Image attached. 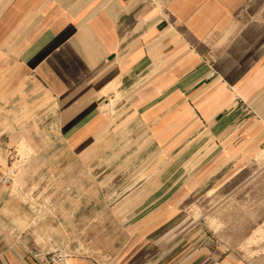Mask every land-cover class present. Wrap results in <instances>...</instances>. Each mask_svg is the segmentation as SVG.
I'll return each instance as SVG.
<instances>
[{
    "label": "crops",
    "instance_id": "1",
    "mask_svg": "<svg viewBox=\"0 0 264 264\" xmlns=\"http://www.w3.org/2000/svg\"><path fill=\"white\" fill-rule=\"evenodd\" d=\"M24 87L40 95L19 103L25 121L51 100L61 157L79 158L122 125L135 144L123 159L144 158L146 137L151 158H184V174L233 173L264 145V0H0V100ZM1 162L0 264H44Z\"/></svg>",
    "mask_w": 264,
    "mask_h": 264
},
{
    "label": "rangeland",
    "instance_id": "2",
    "mask_svg": "<svg viewBox=\"0 0 264 264\" xmlns=\"http://www.w3.org/2000/svg\"><path fill=\"white\" fill-rule=\"evenodd\" d=\"M39 96L25 88L0 100L1 165L25 207L21 226L33 245L60 251L65 264L75 256L119 264L121 251L122 264H183L184 253L208 264H264V156L255 157L264 145L235 172L207 182L184 174V158H151L146 137L137 147L144 158L123 159L135 144L123 142L122 125L79 158L61 157L66 147L54 138L51 100L28 121L20 115L21 100L30 106Z\"/></svg>",
    "mask_w": 264,
    "mask_h": 264
},
{
    "label": "built area",
    "instance_id": "3",
    "mask_svg": "<svg viewBox=\"0 0 264 264\" xmlns=\"http://www.w3.org/2000/svg\"><path fill=\"white\" fill-rule=\"evenodd\" d=\"M2 184H7V179L1 181ZM67 256L62 254L58 250L52 252H46L42 255V262L44 264H65L67 261Z\"/></svg>",
    "mask_w": 264,
    "mask_h": 264
},
{
    "label": "bare ground",
    "instance_id": "4",
    "mask_svg": "<svg viewBox=\"0 0 264 264\" xmlns=\"http://www.w3.org/2000/svg\"><path fill=\"white\" fill-rule=\"evenodd\" d=\"M264 156V149L258 151V153L255 155V157H263Z\"/></svg>",
    "mask_w": 264,
    "mask_h": 264
}]
</instances>
